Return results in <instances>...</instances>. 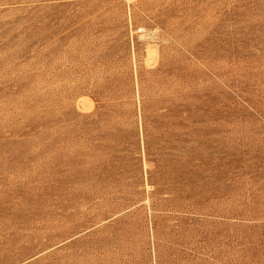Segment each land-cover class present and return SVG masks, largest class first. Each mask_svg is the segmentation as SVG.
Returning a JSON list of instances; mask_svg holds the SVG:
<instances>
[{
  "label": "rangeland",
  "instance_id": "1",
  "mask_svg": "<svg viewBox=\"0 0 264 264\" xmlns=\"http://www.w3.org/2000/svg\"><path fill=\"white\" fill-rule=\"evenodd\" d=\"M0 264H264V0H0Z\"/></svg>",
  "mask_w": 264,
  "mask_h": 264
}]
</instances>
